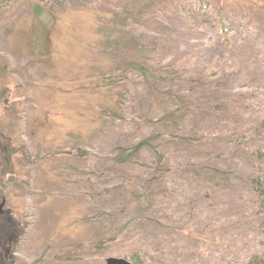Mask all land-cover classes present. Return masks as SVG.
I'll use <instances>...</instances> for the list:
<instances>
[{"label":"rangeland","instance_id":"rangeland-1","mask_svg":"<svg viewBox=\"0 0 264 264\" xmlns=\"http://www.w3.org/2000/svg\"><path fill=\"white\" fill-rule=\"evenodd\" d=\"M164 2L0 0V133H7L5 138L0 134V151L18 152L14 173L6 174L17 185L6 188L8 202L0 212V226L12 224L17 232L6 237L0 227V264H106L108 257L131 260L134 251L141 252L144 264H246L252 254H264L263 215L247 182L253 152L264 147V0H211L200 14L189 6L179 9L169 31L152 26L159 50L155 46L147 52L164 64L209 74L206 80L213 87L194 99L205 110L182 126L188 134L205 131L207 142L201 147L178 141L162 145L168 162L183 170L168 174L163 185L169 193L155 206L147 195L153 184H147L137 203L133 186L126 190L127 207L120 201L123 189L114 188L123 177L105 179L104 156L119 143H135L155 132L167 101L153 99L145 85L131 81L125 112L133 121L115 129L106 124L101 107H115L116 90H95L88 79L103 60L99 42L112 24L120 26L121 18L122 25H132L126 9L133 18L141 9L149 20L160 15L145 16V6L160 9ZM221 23L234 28L230 46L220 38ZM5 92L10 110L4 107ZM79 148L92 154L63 152ZM151 158L152 152L143 150L141 159ZM31 160L36 162L29 165ZM203 166L221 173L205 169L196 175ZM127 168L120 171L130 170L132 178L147 171ZM1 169L0 163V177ZM135 183L138 192L141 181ZM106 188L111 192L105 199L116 201L110 210L116 214L107 224L91 221V213L108 208L98 197Z\"/></svg>","mask_w":264,"mask_h":264},{"label":"trees","instance_id":"trees-1","mask_svg":"<svg viewBox=\"0 0 264 264\" xmlns=\"http://www.w3.org/2000/svg\"><path fill=\"white\" fill-rule=\"evenodd\" d=\"M12 1L16 0H10V2ZM58 1L63 4V0ZM164 1L165 2L160 9H158L157 6H155V4L153 3L145 6V16L152 17L153 13L155 12H157L160 16L152 17L149 20H146L142 18V13L144 11L139 9L137 10V12H139V16L137 18H133L134 14L131 11H128L130 9L129 8L125 10V13L129 12L130 16H133L132 19L134 20L132 25H129V23L122 25L121 18L120 22H117L120 26L117 27V24L115 23L111 25V30H105V37L102 38V42H99V46L101 45L104 48L103 52L101 53L103 56V60L101 62H98V71H95L96 73L90 74L88 78L91 80L90 85L94 87L95 90L103 89L102 91L108 93H111L112 90H116V93L114 95L115 107H111L109 105H105L103 106V108L101 107L104 122L114 129L118 127V123L133 121V118L130 119L125 112L127 95L129 94L130 96L131 93L133 94V92H131L130 88L128 87L129 82L132 81L131 83L135 85H145L148 94L152 96L153 99L158 100L164 98L167 101L166 107L161 109V113H163V115L160 118V121L158 123L159 126L156 127L155 132L141 137L135 143H133L132 141L128 143H119L114 147V151L110 152L108 156H104L103 161L106 167L104 171V174L106 176L105 179H107V181L115 180V178L117 177H123L124 179L120 184H116L114 188L123 189V191L121 192L120 201L122 203H125L122 206L126 205L127 207V204H129V202H126L125 198L128 194L125 195L124 192L129 189H131L130 191H132V186L134 195L133 201H136L135 203H137L136 198L141 200L145 197L144 190H146L147 184H153V189L147 195L151 196V205L155 206L157 204L156 201L159 200V197H166L169 193L166 185H163V182L165 181L168 174L183 170L179 167H173L168 162V153L162 149V145L164 143L169 141H178L180 143H188L189 145L191 144L193 146L199 145V147H201L207 142V134L205 133V131H201V133L197 132L188 134L185 132V129L183 130L182 126H185L191 116H193L197 111L205 110L204 106L202 105H194V99L196 98V96L204 93L207 88L213 87V85H211V82L206 80L210 79L206 77L209 74L203 72L202 69L198 67L180 68L177 66V63L164 64L163 60H160L161 58L158 59L156 55L152 56L150 52L147 51H149L148 48H150L151 51H154L153 47L155 46L157 47L156 51L158 52L159 50L157 45L159 42H157V40L153 38V36L156 35H152L151 33L152 26L164 27L169 31L171 29V20L174 17L177 18V16L179 15V9L184 11L187 10V7L189 6V8L194 12L197 11L200 14L204 9H207L209 7L208 5H210L211 0H208L209 2H206L205 0ZM226 1L236 3L242 0ZM253 2L256 3L257 1ZM37 6L38 5H35L34 12L36 11L35 9L37 8ZM262 6H264V4ZM3 7H5V4L3 5ZM217 10L221 12V8H218ZM123 19L125 21H128L127 17H124ZM105 24H108L107 20H105ZM128 29L129 31L125 32ZM233 31L234 28L232 26H227L221 23L219 29L220 38L223 40L226 46L231 45L230 34ZM111 33L113 34L110 35ZM137 35H139V37H137ZM122 40H126L125 42H122L124 44H121ZM166 42L167 46L168 43L169 45L171 44V42L169 41ZM167 48H169V46ZM203 69L206 70V67H204ZM217 74L218 71L214 72L211 76H217ZM159 81H162L163 85H160ZM4 97V107H6L7 110H10L11 106H5V104H7L6 101L8 100L6 98V92L4 93ZM0 134H2V137L5 138L7 133L1 132ZM145 149H149L152 152V158L151 160H149V162H145L141 159L142 152ZM12 150L13 152L0 151V163L2 165L0 177V198H3L2 202H5L7 200V196L5 195V191L7 193L6 188L8 189L10 185L11 188L17 185L13 176L10 178H6L7 173H14V168L12 166L13 156L15 154L18 155L16 148ZM23 150L24 154H26V150L24 147ZM63 152L65 154H69L70 156L78 157H86L92 154L90 150H84L80 148L77 149L75 153H73L72 151ZM50 154V151L46 152V156ZM253 155L255 157V163L252 173L248 175L247 182L252 192L258 198L260 212L263 215L262 221L259 225L264 229V147L255 150L253 152ZM43 159H45V156ZM62 159L63 158H61V160ZM35 162L36 161L31 160L29 162V165H33V163ZM124 166H128V170L131 169L130 166H137L145 168V170L147 171L145 172L144 176H142L141 174H137L132 178L128 175L132 174V172L129 173L130 170L126 174L123 171H120V168L121 170H123ZM205 169L213 172V174L221 173L218 168L213 170L211 168H208L207 166H203L201 172H195V174L198 176H202V170ZM208 171L206 172V176L208 178H211V173H209ZM111 172L114 173L113 176H111ZM147 172L150 174L147 175ZM136 178L138 179V182L141 181V183L138 185L140 192L135 191L137 188V184L135 183ZM211 180H215V178L212 177ZM23 184L25 185V183ZM87 185L91 186L90 183H87ZM140 188L142 189V191L140 190ZM102 192L103 193L99 194L98 197H101L102 199L104 198L103 203L108 206V210H95L96 212L90 214L92 217V219L90 220H97L98 222H102L103 224L104 222H106L107 224L108 221L114 218L112 216L116 214V209L114 212L110 211L111 209H114L112 203H116V201L111 200L110 202H108L107 200L110 199H105V197H107L106 195L111 192L110 188H106ZM89 193L90 192L87 191L85 195H90L89 197L95 198L94 194ZM15 195L23 197L21 194ZM124 195L125 197L123 198ZM112 198L114 199V196H112L111 199ZM4 210L5 209L3 208V211ZM1 217L2 216L0 214V219ZM104 217H106L108 220H102L104 219ZM5 226L6 227H0L5 230L6 237H9L11 235L14 236V234H16L17 227L12 224H7ZM23 226H27V224H24ZM24 229L25 228L21 230V236L23 235V233H25ZM99 244L104 245V242L101 241L99 242ZM3 247L7 248L5 244L3 245ZM131 260L130 261L133 264H144L140 251H134L132 253ZM246 264H264V254H252Z\"/></svg>","mask_w":264,"mask_h":264},{"label":"water","instance_id":"water-1","mask_svg":"<svg viewBox=\"0 0 264 264\" xmlns=\"http://www.w3.org/2000/svg\"><path fill=\"white\" fill-rule=\"evenodd\" d=\"M5 202L0 204V212H2ZM106 264H133L129 259L118 258V257H108L106 259Z\"/></svg>","mask_w":264,"mask_h":264}]
</instances>
